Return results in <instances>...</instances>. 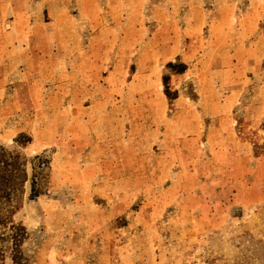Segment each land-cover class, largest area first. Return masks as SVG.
<instances>
[{"label":"rangeland","instance_id":"1","mask_svg":"<svg viewBox=\"0 0 264 264\" xmlns=\"http://www.w3.org/2000/svg\"><path fill=\"white\" fill-rule=\"evenodd\" d=\"M0 264H264V0H0Z\"/></svg>","mask_w":264,"mask_h":264},{"label":"trees","instance_id":"2","mask_svg":"<svg viewBox=\"0 0 264 264\" xmlns=\"http://www.w3.org/2000/svg\"><path fill=\"white\" fill-rule=\"evenodd\" d=\"M169 65L173 66L174 64L170 63ZM13 228L14 230H13L12 236L14 237V241L17 244L24 238L23 234L25 233V228L23 226L16 225V224H13Z\"/></svg>","mask_w":264,"mask_h":264}]
</instances>
